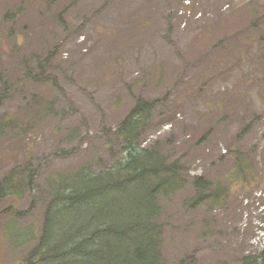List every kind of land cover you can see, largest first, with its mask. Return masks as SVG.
<instances>
[{
	"label": "rangeland",
	"instance_id": "obj_1",
	"mask_svg": "<svg viewBox=\"0 0 264 264\" xmlns=\"http://www.w3.org/2000/svg\"><path fill=\"white\" fill-rule=\"evenodd\" d=\"M0 72V264L36 244L52 179L126 158L140 98L135 146L217 193L163 204L165 264L264 250V0H0Z\"/></svg>",
	"mask_w": 264,
	"mask_h": 264
},
{
	"label": "trees",
	"instance_id": "obj_2",
	"mask_svg": "<svg viewBox=\"0 0 264 264\" xmlns=\"http://www.w3.org/2000/svg\"><path fill=\"white\" fill-rule=\"evenodd\" d=\"M6 85L0 72V106ZM153 106L140 98L119 125L128 144L126 158L99 174L52 179L38 239L19 264H165L163 204L187 188L193 193L187 201L195 207L217 193L201 178L188 183L178 161L135 146L136 131ZM9 122L0 120V134ZM8 185L0 184V198ZM241 264H264V250Z\"/></svg>",
	"mask_w": 264,
	"mask_h": 264
}]
</instances>
